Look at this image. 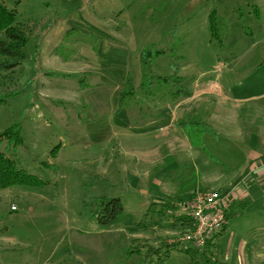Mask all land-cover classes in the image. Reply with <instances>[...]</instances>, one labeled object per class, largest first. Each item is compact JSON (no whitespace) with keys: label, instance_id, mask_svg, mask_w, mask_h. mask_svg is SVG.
Returning a JSON list of instances; mask_svg holds the SVG:
<instances>
[{"label":"rangeland","instance_id":"obj_1","mask_svg":"<svg viewBox=\"0 0 264 264\" xmlns=\"http://www.w3.org/2000/svg\"><path fill=\"white\" fill-rule=\"evenodd\" d=\"M0 2L28 37L20 63L0 69V133L18 124L23 136L0 152L28 176L0 187V264H189L171 210L195 182L191 194L223 193L240 177L247 143L224 133L239 116L222 92L264 89V0ZM175 70L210 88L213 108L206 134H176V155L147 125L159 111L167 121ZM256 186V204L235 203L212 246L195 248L198 264H264ZM110 198L123 209L101 224L93 213Z\"/></svg>","mask_w":264,"mask_h":264},{"label":"crops","instance_id":"obj_2","mask_svg":"<svg viewBox=\"0 0 264 264\" xmlns=\"http://www.w3.org/2000/svg\"><path fill=\"white\" fill-rule=\"evenodd\" d=\"M259 61L260 60H256L254 63H260ZM200 85V80L196 79L194 80L193 87L189 88L191 91L190 96L175 97L172 99L173 104L169 105L170 110L164 112L168 118L167 121H160L162 120L160 118V111L156 118L150 117L147 121V125L159 127V131H161V135L164 138L163 143H166L168 146V153H175L176 155V153L179 152L182 142L177 141L175 136L177 133L180 134V132L185 135L186 132L184 131L183 133V128L186 125L193 127L194 133H198L197 128L200 127L202 135L207 132L205 131V128L201 126H211L210 122H207L204 117L201 116L202 114H204V116L210 114V111L213 110L210 104L211 96H209L212 90L210 88L200 87ZM244 92L241 94L237 93V97H234L231 93L223 91L221 100L225 105L232 108V110L237 107L236 112H234L235 114L238 113L239 116L237 122L235 119H227L221 122L224 133L228 135L230 134V131L236 127L237 135L234 136L239 138L238 140H241V142L243 141L244 143H247V146L245 147L247 150L244 156L246 163H244L241 171L238 170L240 171V177L233 182H227L225 185L222 184V190H227L226 192H229L231 196L229 213L230 211L232 213V207L235 203L241 204L240 202H243L246 198L250 199V202L252 203L250 206L256 204V200L253 199L255 192L257 193L256 185L261 188L263 187L262 195L264 196V89H245ZM242 115H244L243 118ZM230 116L235 115L232 113ZM246 117L252 119L248 120ZM171 129L175 131H171ZM206 130L209 132L208 128H206ZM190 149L194 153L197 148L196 146H191ZM170 188L173 190L171 194H175L176 191L174 187L171 186ZM202 188L203 187L196 185L195 182L192 185V188L187 191L188 193L180 198L183 199L194 190H201ZM215 235L211 240V246L215 242Z\"/></svg>","mask_w":264,"mask_h":264},{"label":"trees","instance_id":"obj_3","mask_svg":"<svg viewBox=\"0 0 264 264\" xmlns=\"http://www.w3.org/2000/svg\"><path fill=\"white\" fill-rule=\"evenodd\" d=\"M214 29L211 24V30ZM0 69H10L20 63V60L25 56L24 46L27 43L28 37L24 30L18 25L14 24V11L8 10L6 6L0 2ZM176 73L169 76L172 80V85L177 83L178 87L171 90L173 98L175 97H188L191 95L189 88L182 85L181 76ZM175 81V82H174ZM3 139L8 140L9 143L17 146L23 143L22 129L20 125H14L7 130L0 133V141ZM28 176L21 169H17L8 157L0 152V187H10L15 183L25 182ZM123 209L122 203L119 198L103 199L100 201L98 208L93 213L97 217V221L101 224L111 222ZM229 213L227 215V218ZM174 217V216H173ZM171 223V235L183 236L187 232L194 229V224L182 218H173ZM164 218V217H161ZM161 245L169 246L166 239L160 241ZM211 241L205 246L208 247ZM174 245V244H172ZM208 245V246H207ZM187 248V249H186ZM185 251L190 254L189 264H198L193 251V247H186Z\"/></svg>","mask_w":264,"mask_h":264},{"label":"built area","instance_id":"obj_4","mask_svg":"<svg viewBox=\"0 0 264 264\" xmlns=\"http://www.w3.org/2000/svg\"><path fill=\"white\" fill-rule=\"evenodd\" d=\"M231 196L217 190L195 191L173 205L172 215L194 224V229L180 237L186 247H204L227 221Z\"/></svg>","mask_w":264,"mask_h":264}]
</instances>
